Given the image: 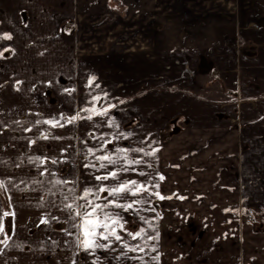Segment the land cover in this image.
I'll use <instances>...</instances> for the list:
<instances>
[{
	"label": "crops",
	"instance_id": "crops-1",
	"mask_svg": "<svg viewBox=\"0 0 264 264\" xmlns=\"http://www.w3.org/2000/svg\"><path fill=\"white\" fill-rule=\"evenodd\" d=\"M201 59L230 100L182 92L195 88ZM119 60L126 77L135 64L154 73L149 87L186 85L168 92L186 98L174 110L188 121L171 153L183 161L173 179L189 201L173 203L172 213L174 224L196 229L183 244L162 241L158 262L173 255L171 264H264V0H0V223L9 236L0 264H77L78 220L64 205L83 193L73 138L80 125L64 117L83 113L85 82L98 76L104 86ZM69 179L75 187L55 183ZM238 209L256 216L241 222Z\"/></svg>",
	"mask_w": 264,
	"mask_h": 264
},
{
	"label": "rangeland",
	"instance_id": "rangeland-1",
	"mask_svg": "<svg viewBox=\"0 0 264 264\" xmlns=\"http://www.w3.org/2000/svg\"><path fill=\"white\" fill-rule=\"evenodd\" d=\"M178 46L179 50H196L203 46ZM140 48V47H139ZM186 48V49H184ZM137 51H148V49L140 48ZM116 68L113 69L112 78L102 79L104 86L100 85L98 76H92L85 82V91L87 94L84 96V111H77V113L68 114L64 118L67 120L73 116L79 115L80 121L76 130L73 133V138L77 139L78 152L80 157V166L78 168L77 178L78 183L83 187V191L86 188H90L93 191L100 186L101 182L95 179V176L106 175L112 171H117L125 164L123 159L115 165H109L105 169L99 168L100 162L96 160L95 156L89 153V149L95 151L96 156L110 154L114 158L123 156L122 153H117V148L128 149L127 156L129 159L140 161L139 164H134L127 172L120 171V180H136L140 184H144L148 188V192H144L137 197L128 196L125 201L131 202L136 199H143L146 201L143 204H136L134 207L137 209V213L123 212L120 209H110L113 212H120L125 223V229L133 233L139 231L140 228L145 229L147 236L144 239L132 240L125 231H119L118 234L123 237L122 241H114L111 247L107 249H98L95 256L86 255V253L80 249L77 256V264H92V259H95L100 264H139L137 260L139 255H142V264H157L155 253L157 246L163 241L165 244L177 243V245L185 242V234L194 232L195 224L182 221L179 224L176 222L173 216V203H185L189 201V197L186 191H179V186L173 179L175 172H178L183 164V161L179 157H175L171 153L173 142L177 141L178 137L183 135L188 128L187 119L180 115L181 112L175 111V106L180 103L183 105L186 98H182L179 95H171L168 92H180L185 88H181L183 83L179 80H174L175 84L165 85L167 81L160 87H149L146 84H150L151 80L147 79L154 73H150V70L145 73L142 70L139 71V65H132L136 69L137 73L134 76L126 77L124 70V60L115 62ZM118 67V69H117ZM140 72V73H139ZM135 73V71H133ZM132 73V74H133ZM149 74V75H148ZM102 75V74H101ZM142 75L144 78L139 77ZM147 75V76H146ZM165 76H171V73H166ZM93 77L95 78L93 80ZM147 79V80H146ZM89 81H92L89 84ZM195 88L189 90L192 96L191 98H199L198 100L207 102L223 103L226 100H230L225 91L222 89V78L215 73L213 65L206 59H201V62L197 64V72L194 76ZM179 87H177V86ZM175 87L176 90L170 88ZM152 92V93H148ZM185 94V91H182ZM144 96L145 94H147ZM187 95V94H186ZM94 97H99L98 100H94ZM187 101H190L188 99ZM51 102L54 103V98H51ZM113 105V106H108ZM113 107V108H112ZM96 108L98 110L107 109V115L100 116L95 113L85 111V109ZM92 115V119L87 117ZM114 121L113 126L109 127V121ZM83 123V124H82ZM72 125V124H71ZM121 133L125 135H121ZM125 136L127 138H125ZM71 145L76 146V142ZM105 141H111L107 143ZM103 148V151L97 149ZM134 149H142V151H132ZM75 150L69 147L68 155H75ZM90 162L96 164V168L85 167ZM158 162V163H157ZM163 165H165L163 167ZM194 169L190 168L189 172L193 173ZM143 172L144 175H139ZM172 173V174H171ZM163 176L164 179L160 180ZM68 186L75 187V181L69 179ZM104 186H112L117 181L109 179L104 181ZM162 185L163 190H157L154 185ZM175 184V186H174ZM82 191V192H83ZM159 192L162 196L166 197L160 200L156 195L151 194ZM83 193H81L82 196ZM103 197H107V193L102 194ZM167 197H171L168 199ZM90 199H94L90 197ZM108 199H112L108 197ZM200 200V199H199ZM99 203H106L107 201L101 199L97 201ZM84 201L81 200L80 204ZM75 206V204H74ZM188 206V203L186 204ZM185 206V207H186ZM189 207V206H188ZM154 209V210H153ZM185 209V208H184ZM179 211V210H178ZM252 211V210H251ZM238 220L241 222L244 219V209L236 211ZM175 213V212H174ZM254 218L256 216L255 212ZM144 217L147 221L151 222V227L148 223L140 218ZM247 221V220H246ZM79 222V221H78ZM252 222V221H251ZM155 229V231H153ZM75 233L78 235V229ZM158 233V239H148V237H155ZM175 233V235H173ZM82 238V237H81ZM101 243H107L100 241ZM122 243H127L129 247H135L140 245L143 251L128 252L121 247ZM155 249V250H153ZM116 251V253H114ZM126 253V254H125ZM147 254V256H145ZM131 258V261L128 258ZM173 255L171 256V258ZM170 256L166 261L170 262ZM158 264H160L158 262Z\"/></svg>",
	"mask_w": 264,
	"mask_h": 264
},
{
	"label": "snow or ice",
	"instance_id": "snow-or-ice-1",
	"mask_svg": "<svg viewBox=\"0 0 264 264\" xmlns=\"http://www.w3.org/2000/svg\"><path fill=\"white\" fill-rule=\"evenodd\" d=\"M4 39H11L10 36H5ZM95 78L93 77V80ZM92 81H89V84H91ZM94 100H98L99 97H94ZM85 111H89L92 113H95L96 115L105 116L107 115V109L98 110L96 108L92 109H85ZM81 117L79 115L73 116L67 120V123L72 124L77 119H80ZM87 119L91 120L92 115H89ZM43 123L50 125L51 127L55 128L57 126L63 127L62 124L59 123V121L56 120H45ZM114 121H109V127L113 126ZM121 135H125L121 133ZM47 139V136L44 137ZM125 138H127L125 136ZM111 141H105V147L107 143H110ZM98 151H103V148L97 149ZM89 153H91L93 156H95L96 160L100 162L99 168H97V171L100 169H105L109 165H115L119 162L120 159H123L125 161V164L121 166V168L117 171H112L110 173H107L106 175L95 176V179L97 181H100L101 184L96 188L95 191H93L90 188H86L83 191L82 196L79 198L73 197L74 203H67L64 205V207L69 211V219L70 220H78V223H74L72 226L78 229V235L76 238V246L78 248H81L85 253H89L91 255H95L96 249H107L111 247V244L114 241H122L123 237L118 234L119 231H125L128 236L132 238V240L137 239H144L147 236V233L145 232V229L140 228L139 231L133 233L131 231H127L125 229V223L122 215L120 212H113L110 211V209H120L123 212H133L137 213V209L134 207L136 204H143L146 201L143 199H136L131 202H122L125 201L126 198L130 195L132 197H137L140 194L144 192H148V188L144 184L138 183L136 180H120V171L127 172L131 169V166L134 164H139L140 161L129 159L127 156L128 149L126 148H117L115 151L117 153L124 154L123 156L113 157L110 154L100 155L96 156L95 151L92 149L88 150ZM132 151H142V149H134ZM39 161L40 163H43V161L40 159V157H36L33 162ZM51 163L56 164L57 160L53 159ZM85 167H92L96 168V164L90 162L89 164H86ZM42 175L44 173H41ZM139 175H144L143 172H140ZM109 179L117 181V183L113 184L112 186H104V181H107ZM164 177L161 176L160 180H163ZM56 184H66L69 183V181H61L56 180ZM0 187H3V184H0ZM153 187L158 188L159 185H154ZM71 191V190H70ZM107 193V197H103L102 194ZM156 195L160 200L165 199L166 197L162 196L159 192L151 193ZM90 197H93L94 199H90ZM108 197H111L112 199H108ZM170 199L171 197H167ZM68 197L65 196V200H67ZM101 199L106 200V203H99L97 201H100ZM77 200H83L84 203L80 204L77 202ZM75 204V206H74ZM154 210V209H153ZM4 216H8L9 213L5 212L3 213ZM141 220H144L145 223H148L151 227V222L147 221L144 217L140 218ZM41 223H47L46 220H41ZM14 231V227H13ZM155 231V229H153ZM68 235H72L70 231L67 232ZM0 235L4 236V240L0 241V243H3L5 247L8 246V240L9 236L5 232L4 226L2 223H0ZM82 237V238H81ZM148 239H158V233L155 237H148ZM100 241H105L107 243H101ZM121 247L126 249L128 252H137L143 251V248L140 245H136L135 247H129L127 243H122ZM155 250V249H153ZM126 254V253H125ZM157 261H159V257H153ZM73 264H76V261H73ZM92 264H97L96 260L92 261Z\"/></svg>",
	"mask_w": 264,
	"mask_h": 264
},
{
	"label": "built area",
	"instance_id": "built-area-1",
	"mask_svg": "<svg viewBox=\"0 0 264 264\" xmlns=\"http://www.w3.org/2000/svg\"><path fill=\"white\" fill-rule=\"evenodd\" d=\"M254 213L253 211L249 210L247 212V215L244 217L245 220L247 221H253Z\"/></svg>",
	"mask_w": 264,
	"mask_h": 264
},
{
	"label": "trees",
	"instance_id": "trees-1",
	"mask_svg": "<svg viewBox=\"0 0 264 264\" xmlns=\"http://www.w3.org/2000/svg\"><path fill=\"white\" fill-rule=\"evenodd\" d=\"M171 90H176V88L175 87H172V88H170ZM187 95H190V96H192V93L191 92H189V91H187V92H185Z\"/></svg>",
	"mask_w": 264,
	"mask_h": 264
}]
</instances>
